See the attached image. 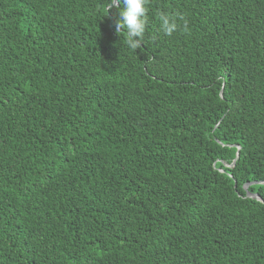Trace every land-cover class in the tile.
<instances>
[{"label":"trees","instance_id":"16d2710c","mask_svg":"<svg viewBox=\"0 0 264 264\" xmlns=\"http://www.w3.org/2000/svg\"><path fill=\"white\" fill-rule=\"evenodd\" d=\"M110 4L0 0V264H264V0Z\"/></svg>","mask_w":264,"mask_h":264},{"label":"clouds","instance_id":"9594fccd","mask_svg":"<svg viewBox=\"0 0 264 264\" xmlns=\"http://www.w3.org/2000/svg\"><path fill=\"white\" fill-rule=\"evenodd\" d=\"M148 2L149 0H111L107 13L113 7H117L118 19L115 29L119 33L126 30V45L130 50L141 47V41L148 25ZM122 7H118L121 5ZM159 28L166 36L173 35L180 29L177 17L167 13L159 15Z\"/></svg>","mask_w":264,"mask_h":264},{"label":"water","instance_id":"95a60500","mask_svg":"<svg viewBox=\"0 0 264 264\" xmlns=\"http://www.w3.org/2000/svg\"><path fill=\"white\" fill-rule=\"evenodd\" d=\"M239 149H240V147H238V150H239ZM237 155H238V154H237ZM236 160H237V159L234 160V163L236 162ZM234 163H233V165H234ZM245 188H246V190H247V189H248V185H247ZM247 196H248V197H251V198H256V199H258V200H262L261 197H260L258 194H254V193H250V192H248V193H247Z\"/></svg>","mask_w":264,"mask_h":264}]
</instances>
